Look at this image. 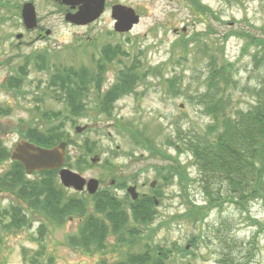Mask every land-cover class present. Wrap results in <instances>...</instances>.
<instances>
[{"label":"rangeland","instance_id":"374dc122","mask_svg":"<svg viewBox=\"0 0 264 264\" xmlns=\"http://www.w3.org/2000/svg\"><path fill=\"white\" fill-rule=\"evenodd\" d=\"M1 1L8 3L0 7V109L8 111L0 115L3 147L9 151L28 128L57 126L76 143V146L67 148L71 163L81 155L80 147L85 141L94 143L96 153L90 157L98 156L100 162L91 165L90 157H87L89 167H85L82 173L71 170L85 179L102 181L100 188L107 187L118 177L129 181L134 179L138 185L157 181L159 186L158 170L170 163L166 159L151 157L142 148L134 146L129 134L121 130L123 126L143 132L145 138L151 140L150 146L166 156H177L180 164L187 167L190 178H196L190 156L178 154L168 143L178 142L177 130L181 136L204 132L211 123L198 105V96L205 90L207 61H203L193 49L194 43L188 46L186 54L179 44L172 48L179 37L190 38L199 33L203 42L213 43L211 48L224 49V58L234 65L235 87L229 90L230 114L246 111L252 106L255 100L253 90L264 79V63L256 64L252 60L254 45L243 51L246 40L236 37L222 39L228 31L264 39V0H198L218 20L210 14L199 18L186 0H105L103 15L86 27L65 22L67 9L51 0ZM24 3L34 6L41 32L25 30L19 11L14 14L16 6ZM115 4L132 8L139 16V23L130 33L113 31L110 6ZM17 34L22 35L21 39H16ZM108 45H119L127 56H119L105 67V84L115 83L118 73L138 60L137 71L145 72L146 76L136 91L137 95L116 100L103 114L98 112L97 100L90 94L85 100L84 113L71 115L61 98L55 97L47 86L49 74L62 67L84 66L94 71L101 49ZM45 51L49 69L37 71L30 64L28 76L18 91L3 87L4 79L29 60L33 52L41 54ZM51 112L60 113V117L47 116ZM75 127L85 129L78 134ZM8 166V162L0 165V175ZM162 192L152 224L148 228L131 225L150 236L155 245L170 250L164 264H230L229 260L234 264H264V231L257 233L258 227L251 224L252 219L264 226V203L251 202L248 214L225 203L221 209L214 208L209 212L203 223L178 221L158 227L185 209L176 178L167 187H162ZM73 194L67 191V195ZM83 194L74 196L80 199L86 196ZM117 194L124 197L123 191ZM188 194L196 205L204 204L197 182L188 188ZM15 202L8 192L0 190V213ZM87 202L91 206V200L87 199ZM31 221L30 228L0 232V264H27L32 258L40 264H98L101 260L112 263L120 260L126 252L145 251L144 244L148 243L146 240L132 247H122L110 237L105 253L89 254L68 244L70 235L77 231L80 218H67L60 227L44 221L46 231L41 240L38 233L41 218L35 215ZM197 237L196 247H191L188 241ZM185 246H188L187 255L180 251ZM247 255L252 257L248 263Z\"/></svg>","mask_w":264,"mask_h":264},{"label":"trees","instance_id":"16d2710c","mask_svg":"<svg viewBox=\"0 0 264 264\" xmlns=\"http://www.w3.org/2000/svg\"><path fill=\"white\" fill-rule=\"evenodd\" d=\"M186 1L199 18L210 14L218 20V17L198 0ZM200 36L199 33H195L190 38L181 36L173 42L172 48L179 44L186 54L188 46L194 43L193 49L203 61H207L205 90L198 96V105L210 118L211 123L204 132H189L181 136V132L177 130L178 136L180 135L178 142L168 143L172 146L177 145L179 148L175 150L178 153L190 155L191 166L196 169L197 174L192 180L187 167L181 165L177 158L166 167L168 169L165 173L158 170L157 177L160 183H169L177 179L179 195L185 207L182 214H176L158 227L178 221L191 224L203 223L209 212L214 208L221 209L225 203L235 205L239 211L246 214L249 212L248 206L251 202L264 203V79L253 90L255 100L252 106L246 111L230 114L229 90L235 87L234 65L224 58L223 48H211L213 43L203 42ZM229 37L246 40L243 51H246L247 46L254 45L255 53L252 55V60L256 64L264 63V39L234 31L226 32L222 39ZM46 56V51L41 54L33 52L29 60L16 67L14 74L8 79L7 89L22 87L28 76L30 64H33L37 71L49 69ZM119 56H127L119 45L105 46L100 51V58L95 62L94 71L84 66L56 68L49 74L47 86L55 97L63 100L71 115L80 116L85 111L84 87L92 83H97L99 87L105 67ZM137 64L138 60H134L116 76L115 85L104 96L106 102L103 104L107 105L108 111L119 97L129 92L127 85L132 80L146 76L145 72L137 71ZM101 106L102 104L97 101V107ZM7 113L8 111L0 109V115ZM47 116L58 118L60 113L51 112ZM120 128L129 134L134 146L142 148L151 157L163 160L168 158L161 151L150 146L152 142L145 138L143 132L128 129L126 126ZM23 138L45 148L54 147L60 142H66L68 147L76 146V143L57 126L46 129L37 126L28 128L23 133ZM80 148L82 153L73 163L69 151L66 152L65 166L82 173L85 167H89L87 157L95 154L96 149L94 143L88 141H85ZM5 162H9V152L0 140V165ZM8 165V169L0 175V190L8 192L16 202L0 213L1 233L30 228L31 219L36 215L42 221L38 227L41 240L46 231L44 221L60 227L67 218L78 217L80 221L77 231L75 235H70L68 244L89 254L105 253L110 237H114L115 242L122 247H132L148 240V243L144 244L145 251L136 254L126 252L120 260L112 263L101 260L98 264H164V260L169 257L170 250L155 245L150 236L147 237L144 232L134 227L148 228L152 224L156 210L151 202L146 203L143 198L135 202L118 199L113 193H105L101 189L93 196L86 195V198L79 199L76 197L77 194L67 195V190L58 183L56 171L42 172L33 178H27L18 163ZM196 182L204 197L202 205H196L189 199L188 188ZM87 199L91 200V206ZM251 224L258 227L257 233L264 231V226L259 222L251 219ZM197 240L198 237L188 243H191V247H196ZM115 245H112L113 248H119ZM180 251L183 255L188 254L186 246L180 248ZM251 258L247 255L246 262L248 263ZM228 262L234 264L232 260ZM27 264L40 263L32 258L27 260Z\"/></svg>","mask_w":264,"mask_h":264},{"label":"water","instance_id":"95a60500","mask_svg":"<svg viewBox=\"0 0 264 264\" xmlns=\"http://www.w3.org/2000/svg\"><path fill=\"white\" fill-rule=\"evenodd\" d=\"M62 6L68 7L69 11L64 15V21L75 26H86L94 23L100 18L105 10V0H51ZM110 16L113 19V31L118 34H126L139 23V16L132 8L119 4L110 8ZM21 19L23 27L26 30H34L37 27L35 10L32 4L25 3L21 10ZM49 31L46 32L48 35ZM18 34L16 39H21ZM84 128H75L76 133H81ZM66 156V143L61 142L52 148H43L35 145L25 139H21L12 145L9 154L11 162L18 163L25 175L30 176L33 173L43 171L58 170V179L60 184L74 192L85 191L89 195H94L98 190V181L96 179H84L79 174L64 168ZM99 161L94 157L91 162L95 164ZM132 200H135L137 194L134 188L128 189ZM154 203L157 201L154 199Z\"/></svg>","mask_w":264,"mask_h":264},{"label":"flooded vegetation","instance_id":"af4514ba","mask_svg":"<svg viewBox=\"0 0 264 264\" xmlns=\"http://www.w3.org/2000/svg\"><path fill=\"white\" fill-rule=\"evenodd\" d=\"M106 3V2H105ZM8 3L5 4V2H2L0 0V7H4L5 5H7ZM31 4V3H30ZM22 6L23 4L21 5H17L16 8L14 9V14L17 12V10L19 11V15H20V18H21V10H22ZM13 7V6H12ZM111 7V6H110ZM36 31L38 32H41L42 29L40 28H37ZM38 37H40V34L38 33ZM108 66V65H107ZM129 67V66H128ZM16 69V68H15ZM15 69L13 71H15ZM14 74V73H13ZM13 74H9L5 79H4V84H3V87H6V89L8 88L7 87V84H8V79L9 77H11ZM144 78H136L134 80H132L128 85H127V91L129 89V92L128 93H125L123 94L121 97H119V99H122L126 96H135L137 95V92L138 91V88L141 86V83L143 81ZM115 85V83L111 84V85H108V84H105V78L101 80L100 82V85L99 87H97V83H92L90 85H86L83 89V92H84V98H83V102H84V106H85V109H86V105H85V100L86 99H89V95L92 94L94 97L95 100H97L98 102H100L102 104L101 107H99V110L98 112L99 113H103V112H106L108 111V107L107 105L103 104L105 103V99H104V96L106 95V93L111 90V88ZM10 90H14V91H18L19 89H11L9 88ZM142 93V92H141ZM140 93V94H141ZM118 99V100H119ZM62 100V99H61ZM63 101V100H62ZM104 114V113H103ZM176 148H178V146H175ZM168 158H166V160H169L171 164L173 159L176 157V156H171V155H168ZM90 163L91 164V157L88 158ZM8 164H10L8 162ZM169 164L167 165H164L160 170L163 171L164 173L167 171ZM93 165V164H91ZM35 175L31 176V177H34ZM98 183H99V189L103 190L105 193H113L115 195L116 198L118 199H127L128 201L130 202H134V201H137L139 198H143L144 201L146 203H152L153 207L155 208V210L158 209L159 207V198H157V196L160 198L163 197V192H162V187H167L168 186V183H160L159 186H158V182L157 181H152L150 184H146V182H142L140 185H138V183H136V181H134V179H132L131 181L129 180H125L124 177H118L117 179H114V180H111L108 184L107 187H104V188H100V181L97 180ZM115 188V189H114ZM130 188H134V192L137 194V197L135 200H132L131 196L129 195L128 193V189ZM113 189V190H112ZM144 190V192H140ZM68 191H71V190H68ZM123 191L124 192V197L123 198H120L117 194V192H121ZM72 193H74L73 191H71ZM162 192V193H161ZM85 192H82L80 194H83ZM86 194V193H85ZM154 199L157 201V203L155 204L154 203Z\"/></svg>","mask_w":264,"mask_h":264}]
</instances>
